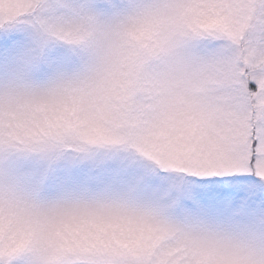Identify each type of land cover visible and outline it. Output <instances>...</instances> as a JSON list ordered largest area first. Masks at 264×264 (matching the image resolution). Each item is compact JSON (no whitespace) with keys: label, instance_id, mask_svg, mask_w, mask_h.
<instances>
[{"label":"snow or ice","instance_id":"6c2138e0","mask_svg":"<svg viewBox=\"0 0 264 264\" xmlns=\"http://www.w3.org/2000/svg\"><path fill=\"white\" fill-rule=\"evenodd\" d=\"M0 264H264V0H0Z\"/></svg>","mask_w":264,"mask_h":264}]
</instances>
